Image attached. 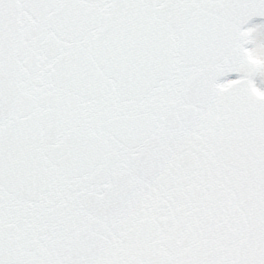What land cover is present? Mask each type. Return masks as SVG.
Masks as SVG:
<instances>
[{
	"label": "snow or ice",
	"instance_id": "snow-or-ice-1",
	"mask_svg": "<svg viewBox=\"0 0 264 264\" xmlns=\"http://www.w3.org/2000/svg\"><path fill=\"white\" fill-rule=\"evenodd\" d=\"M0 264H264V0H0Z\"/></svg>",
	"mask_w": 264,
	"mask_h": 264
}]
</instances>
